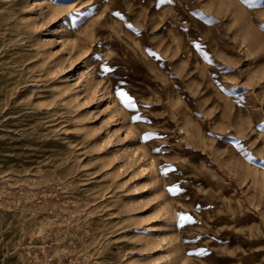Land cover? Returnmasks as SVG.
Instances as JSON below:
<instances>
[{
    "label": "rangeland",
    "instance_id": "rangeland-1",
    "mask_svg": "<svg viewBox=\"0 0 264 264\" xmlns=\"http://www.w3.org/2000/svg\"><path fill=\"white\" fill-rule=\"evenodd\" d=\"M0 264H264V0H0Z\"/></svg>",
    "mask_w": 264,
    "mask_h": 264
}]
</instances>
